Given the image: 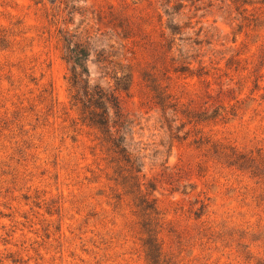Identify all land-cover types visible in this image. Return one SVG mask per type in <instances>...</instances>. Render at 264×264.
Here are the masks:
<instances>
[{"label": "rangeland", "instance_id": "374dc122", "mask_svg": "<svg viewBox=\"0 0 264 264\" xmlns=\"http://www.w3.org/2000/svg\"><path fill=\"white\" fill-rule=\"evenodd\" d=\"M249 1L244 13L230 0H0V264H145L130 205L111 199L95 131L70 109L59 30L89 45L85 79L134 121L127 144L154 189L163 255L264 263V183L192 143L201 135L264 157V0ZM166 55L175 61L161 64ZM178 59L189 72L173 71ZM149 86L196 112L236 116L178 141L191 126L177 133L173 114L165 123Z\"/></svg>", "mask_w": 264, "mask_h": 264}, {"label": "trees", "instance_id": "16d2710c", "mask_svg": "<svg viewBox=\"0 0 264 264\" xmlns=\"http://www.w3.org/2000/svg\"><path fill=\"white\" fill-rule=\"evenodd\" d=\"M230 1L238 7V11L245 7L244 13L248 12L247 6L254 5L249 0ZM54 2H50V4L52 5ZM56 9L57 7H54L52 11ZM72 13L73 11H69L67 15ZM251 17H254V15H251ZM175 32L170 29L171 36L178 35ZM126 35L125 33L122 37L123 41L129 39ZM172 42L170 43L172 44ZM56 43L59 45L61 60L69 66L70 109L77 113L81 127L95 131L93 149L99 151L105 165L110 170L109 181L113 185L111 199L116 205L123 201H127L130 205L136 218L137 234L145 264H176L172 262L171 258L163 255L161 251L158 236L162 230L163 221L156 200L152 196L154 189L148 186L145 187L141 174L142 163L127 144L134 121L124 112L117 97L99 86H90L88 80L85 79L88 76L86 63L90 57L89 45L67 30H59ZM4 44V41L0 39L1 48H5ZM97 57L99 62L109 65L108 58L110 56H105L103 50L97 54ZM168 59L170 62L175 61L173 56L166 55L160 58V63L165 64ZM176 62H179V66L173 69L175 73L183 74L190 71L189 62L186 63L183 59H178ZM150 82L153 83L154 81ZM149 87L154 93V99H152L154 107L161 112V117L165 123L167 122L166 116L173 114L174 121L180 123L176 128L177 133L187 126H191V129L187 130L182 138L178 135L174 137L178 141L186 140L191 130L194 131L199 124L216 122L218 119L223 121L227 120L229 116L231 118L236 116V110L232 109L229 112L224 106L214 109L212 114H209L208 107L203 112H196L189 104H182L180 99H170V95L158 92L157 86L154 89L151 86ZM168 128L170 127L168 126ZM198 134L200 132L195 131L194 135L197 136ZM192 143L197 145L198 148L201 146L209 148L208 152L229 168L249 173L253 179L264 183V157L260 153L242 152L235 147L214 142L211 138L201 135L196 137ZM208 207L207 200L200 201L199 207L191 215L195 220H199L206 215Z\"/></svg>", "mask_w": 264, "mask_h": 264}]
</instances>
